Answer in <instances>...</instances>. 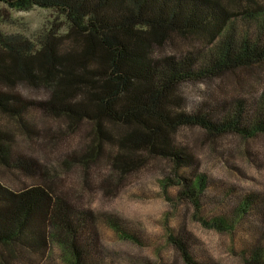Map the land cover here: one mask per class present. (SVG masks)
I'll return each instance as SVG.
<instances>
[{
	"label": "trees",
	"instance_id": "trees-1",
	"mask_svg": "<svg viewBox=\"0 0 264 264\" xmlns=\"http://www.w3.org/2000/svg\"><path fill=\"white\" fill-rule=\"evenodd\" d=\"M247 2L263 18L255 20L254 31L236 37L229 14L216 0H0L13 10L54 11L66 24L63 33H46L39 46L0 31V114L28 133L32 107L72 126L88 124L91 146L70 161L87 169L105 156L104 169L121 173L143 165L141 154L169 162L174 174L190 169L191 156L176 143L181 129L197 128L213 140L264 136V93L254 96L255 86L245 76L262 79L256 71L264 67V5ZM191 36L210 38L209 49L187 55L175 47L177 37ZM168 46L175 53L167 52ZM217 79L241 91L229 100L187 105L183 87ZM14 144L12 134L0 127L1 161L31 180L43 179ZM112 145L120 151L106 152ZM177 178L182 199L198 206L206 179ZM40 180L20 191L0 181V264L24 254L47 258L54 247L66 264H105L98 246L100 218L122 237L137 240L116 219L97 215ZM251 206L262 238L243 260L264 264V195L248 198L241 210ZM220 222L203 224L220 230ZM168 240L185 264H213L195 255L183 230Z\"/></svg>",
	"mask_w": 264,
	"mask_h": 264
},
{
	"label": "rangeland",
	"instance_id": "rangeland-1",
	"mask_svg": "<svg viewBox=\"0 0 264 264\" xmlns=\"http://www.w3.org/2000/svg\"><path fill=\"white\" fill-rule=\"evenodd\" d=\"M216 1L229 14L236 37L254 31L255 20L263 18L246 0ZM257 1L264 5V0ZM0 11L3 34L21 36L36 46L46 33L60 34L66 27L64 19L51 10L35 7L18 11L0 5ZM209 39L177 37L175 47L187 55L195 53V49L207 51ZM172 48L168 46L167 52L175 53ZM256 73L262 79L250 73L245 76L248 77L246 83L251 86L252 81L255 86L254 96L259 97L264 93V67ZM21 90L24 95L28 94ZM238 91L241 90L231 82L220 79L183 87L186 103L191 108L222 100L223 96L229 100ZM31 96L38 98L39 95ZM32 108L26 116L32 125L31 133L17 120L1 114L0 127L12 134L16 151L30 159L45 177L31 180L0 159V181L20 191L40 180L68 194L74 202L97 215L116 219L125 234L137 240L122 237L109 228V222L100 218L98 246L105 264H185L168 240L170 234L180 230L189 235L192 249L200 260L213 264H245L244 252L262 238L261 222L254 215L253 206L246 208L245 213L241 207L248 198L264 195V136L248 140L236 137L213 140L197 128H185L176 135V143L192 158L193 164L188 170L174 174L169 162L146 154H141L143 165L129 173L104 169L105 156L101 157L104 162L99 165L91 162L84 169L73 164L70 157L80 158L91 146V127L88 124L72 126L62 117L44 115L35 109L37 107ZM105 150L120 151L117 145L105 147ZM178 175L206 179L198 206L180 196ZM215 219L224 220L220 222L223 223L220 230L203 224V221L211 224ZM12 264L66 263L61 250L54 247L47 258L24 254Z\"/></svg>",
	"mask_w": 264,
	"mask_h": 264
}]
</instances>
